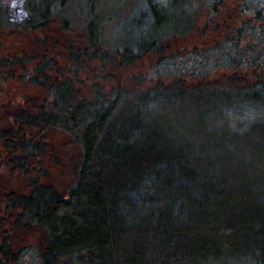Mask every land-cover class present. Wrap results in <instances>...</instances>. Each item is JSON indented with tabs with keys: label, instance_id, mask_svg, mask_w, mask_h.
<instances>
[{
	"label": "trees",
	"instance_id": "trees-1",
	"mask_svg": "<svg viewBox=\"0 0 264 264\" xmlns=\"http://www.w3.org/2000/svg\"><path fill=\"white\" fill-rule=\"evenodd\" d=\"M67 1L22 0L26 19L11 22L8 11L7 21L37 29L53 17L52 5L61 9ZM222 2L212 0L211 10ZM97 3L86 0V16ZM243 3L253 16L233 35L210 48L161 57L152 73L157 82L132 94L95 85L88 98L75 93L70 78L52 82L49 60L37 64L30 80L49 99L36 115L19 118L28 128L59 127L82 149L78 179L66 197L34 181L29 194L11 201L20 220L47 234L39 264H264V0ZM139 16L140 25L149 22L146 32L114 52L125 66L159 49L171 18L156 0ZM93 23L86 24L91 43ZM29 63L26 55L0 57V73ZM230 67L244 75L245 88L221 82V70ZM144 80L133 77L136 85ZM246 110L254 119L238 120ZM4 147L21 152L13 160L19 169L22 156L44 149L23 136ZM20 260L6 243L0 247V264Z\"/></svg>",
	"mask_w": 264,
	"mask_h": 264
},
{
	"label": "rangeland",
	"instance_id": "rangeland-1",
	"mask_svg": "<svg viewBox=\"0 0 264 264\" xmlns=\"http://www.w3.org/2000/svg\"><path fill=\"white\" fill-rule=\"evenodd\" d=\"M21 1L0 0V57L26 55L30 58L25 68L5 69L0 73V247L6 243L15 257L20 255L22 260L17 264H39V254L47 246V234L20 220L19 209L13 207L11 201L29 194L34 181L50 185L66 197L78 179L82 149L59 127L28 128L19 118L20 115H36L40 105L47 104L49 99L47 90L30 80L37 64L49 60L53 66L49 73L52 82L70 78L75 93L88 98H92L95 85L101 86L106 93L120 87L132 94L157 82L152 73L161 57L182 56L194 49L213 47L224 40L225 35H233L253 14L244 11L243 0H223L214 12L212 0H175L174 6V0H156L166 6L171 16L163 28L161 46L125 66L114 52L134 45L139 34L146 32L149 22L145 20V25H140L138 19L149 0H94L98 3L93 16H86V0H68L61 9L52 5L53 17L33 30L15 28L7 21L8 11L11 22L26 19L28 13L21 8ZM39 1L42 0H36ZM63 20L68 24L66 28ZM88 21L94 22L92 43L88 41ZM234 71L232 67L222 69L219 75H225L221 82L232 89L245 88L246 78ZM136 75L144 76L145 80L134 84ZM214 78L210 76L209 80ZM252 115L255 114L246 110L237 119L251 121ZM17 136L44 145L43 152L35 153L33 158L22 156V169L16 168L13 162L15 157H21V152L4 147L6 140L11 145ZM58 264L81 263L63 259Z\"/></svg>",
	"mask_w": 264,
	"mask_h": 264
}]
</instances>
